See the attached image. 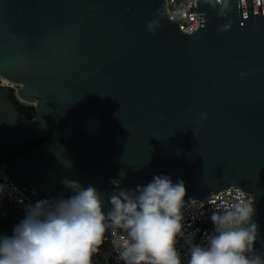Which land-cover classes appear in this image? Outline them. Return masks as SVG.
I'll use <instances>...</instances> for the list:
<instances>
[{
	"label": "water",
	"instance_id": "1",
	"mask_svg": "<svg viewBox=\"0 0 264 264\" xmlns=\"http://www.w3.org/2000/svg\"><path fill=\"white\" fill-rule=\"evenodd\" d=\"M258 1L197 0L199 26L187 33L166 0H0V77L35 108L28 119L0 85L1 165L39 200L71 196L64 179L92 185L106 213L113 179L127 190L156 175L183 180L185 207L239 187L254 194L264 252Z\"/></svg>",
	"mask_w": 264,
	"mask_h": 264
},
{
	"label": "clouds",
	"instance_id": "2",
	"mask_svg": "<svg viewBox=\"0 0 264 264\" xmlns=\"http://www.w3.org/2000/svg\"><path fill=\"white\" fill-rule=\"evenodd\" d=\"M62 183L71 196L27 205L11 235H0V264H99L94 257L106 232L114 229L123 232L114 249L121 264H184L178 247L181 240L186 264H264V252L255 247L260 233L253 219V200L242 198L214 212L213 231L197 243L195 234L185 232L183 180L173 183L167 175H156L146 186L127 190L113 179L115 190L107 197L111 205L107 213L104 198L94 186L68 179ZM6 187L0 184V194Z\"/></svg>",
	"mask_w": 264,
	"mask_h": 264
},
{
	"label": "built area",
	"instance_id": "3",
	"mask_svg": "<svg viewBox=\"0 0 264 264\" xmlns=\"http://www.w3.org/2000/svg\"><path fill=\"white\" fill-rule=\"evenodd\" d=\"M220 2V0H218ZM257 5L261 3L257 0ZM167 13L169 18L174 20L182 31L191 33L199 26V11H197V0H166ZM238 7L241 2L238 0ZM0 85H10L5 83L0 77ZM0 184L6 185V190L0 194V208L7 215L19 223L24 218L26 206L34 204L39 199L30 195L23 189L15 179L5 171L0 162ZM254 194L246 192L239 187L230 186L221 189L203 199H194L183 208L185 232L195 234V242L202 243L205 241L207 234L213 231L212 223L208 225H198L202 223L204 217L212 215L214 212H220L225 208L237 203L240 199L253 200ZM123 235L122 230L114 229L106 232V240L100 249V253L94 257V261L99 264H121L116 259L115 247L121 242ZM178 247H181L182 259L186 264V246L181 240ZM111 253L105 260V254Z\"/></svg>",
	"mask_w": 264,
	"mask_h": 264
},
{
	"label": "trees",
	"instance_id": "4",
	"mask_svg": "<svg viewBox=\"0 0 264 264\" xmlns=\"http://www.w3.org/2000/svg\"><path fill=\"white\" fill-rule=\"evenodd\" d=\"M10 98L12 99L13 103L15 104V106L17 107V109L24 114L28 119L33 118L35 116V108L33 104H29V103H25L23 101H20L16 95H15V90L14 88L11 87V91L9 94ZM44 140V138L41 139H34V140H30L29 142H27L25 144V147L23 148V150L20 153H15L13 155H11L9 158L18 156L22 153H25L33 148H35L36 146H38L42 141ZM8 216V215H7ZM9 217V216H8ZM10 218V217H9ZM17 224V223H16ZM12 230H10L9 232H7V235H11Z\"/></svg>",
	"mask_w": 264,
	"mask_h": 264
},
{
	"label": "rangeland",
	"instance_id": "5",
	"mask_svg": "<svg viewBox=\"0 0 264 264\" xmlns=\"http://www.w3.org/2000/svg\"><path fill=\"white\" fill-rule=\"evenodd\" d=\"M9 83V82H7ZM10 84V83H9ZM14 90L18 87L17 85L10 84ZM16 222L7 216V213L0 208V235L7 234L10 230H13Z\"/></svg>",
	"mask_w": 264,
	"mask_h": 264
},
{
	"label": "bare ground",
	"instance_id": "6",
	"mask_svg": "<svg viewBox=\"0 0 264 264\" xmlns=\"http://www.w3.org/2000/svg\"><path fill=\"white\" fill-rule=\"evenodd\" d=\"M4 82L7 83V82H9V81L4 79ZM9 83H10V82H9Z\"/></svg>",
	"mask_w": 264,
	"mask_h": 264
}]
</instances>
